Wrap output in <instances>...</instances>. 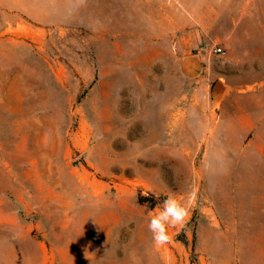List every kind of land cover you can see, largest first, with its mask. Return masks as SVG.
Segmentation results:
<instances>
[{
  "label": "rangeland",
  "instance_id": "374dc122",
  "mask_svg": "<svg viewBox=\"0 0 264 264\" xmlns=\"http://www.w3.org/2000/svg\"><path fill=\"white\" fill-rule=\"evenodd\" d=\"M0 264H264V0H0Z\"/></svg>",
  "mask_w": 264,
  "mask_h": 264
},
{
  "label": "clouds",
  "instance_id": "9594fccd",
  "mask_svg": "<svg viewBox=\"0 0 264 264\" xmlns=\"http://www.w3.org/2000/svg\"><path fill=\"white\" fill-rule=\"evenodd\" d=\"M143 194L147 196L149 193ZM156 197L159 199L158 195ZM193 199L194 194H189L187 198L182 199L170 192L162 203L157 204L155 209L150 211L147 228L151 233L154 247L160 248L170 244L174 234H178V232H171L170 229H183L186 226Z\"/></svg>",
  "mask_w": 264,
  "mask_h": 264
},
{
  "label": "crops",
  "instance_id": "0c3cea01",
  "mask_svg": "<svg viewBox=\"0 0 264 264\" xmlns=\"http://www.w3.org/2000/svg\"><path fill=\"white\" fill-rule=\"evenodd\" d=\"M207 60L200 54L188 55L182 60V71L184 75L190 78H200L204 71V65Z\"/></svg>",
  "mask_w": 264,
  "mask_h": 264
},
{
  "label": "built area",
  "instance_id": "2783aa9c",
  "mask_svg": "<svg viewBox=\"0 0 264 264\" xmlns=\"http://www.w3.org/2000/svg\"><path fill=\"white\" fill-rule=\"evenodd\" d=\"M214 53L217 55H220L223 53V49L221 47H215L214 48Z\"/></svg>",
  "mask_w": 264,
  "mask_h": 264
}]
</instances>
